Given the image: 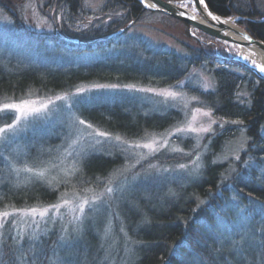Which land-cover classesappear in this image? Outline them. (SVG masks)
<instances>
[{
	"label": "trees",
	"instance_id": "1",
	"mask_svg": "<svg viewBox=\"0 0 264 264\" xmlns=\"http://www.w3.org/2000/svg\"><path fill=\"white\" fill-rule=\"evenodd\" d=\"M204 1L219 15L239 16L238 24L264 42V13L257 11L252 0ZM0 7L13 20L19 34L33 42L36 55H40L41 48L49 50L42 59L17 65L14 59L8 66L0 64V100L28 92H67L91 82L160 88L186 78L194 68L205 67L215 81V88L204 92L190 88V92L200 97L216 117L238 121L245 129L247 149L236 163L238 170L226 181L221 177L224 165L211 160L224 141L235 133L228 125L212 136L203 167L189 183H162L157 190L151 188L146 199L139 194L127 198L123 218L125 236L118 239L117 246L102 244L103 233L108 228L102 231L101 223L84 222L83 225L89 226L86 243L94 264H239L233 256L238 230L229 232L214 223L219 217H233L236 203L249 205L246 212L252 217L248 222L257 235L254 262L264 264V216L257 221L258 214L253 209L256 205L264 213V133L260 131L264 122V80L225 53L216 55L204 43L187 45V53L180 54L165 47L152 49L146 42L138 41L130 43L133 45L126 50L94 56V52L110 46L143 14L153 12L143 8L138 0H105L93 13L95 18L89 19L85 17L82 0H39L40 14L52 21L51 32L24 27L13 0H0ZM121 29L124 30L120 34H115ZM47 42L51 45L47 46ZM245 86L248 100L237 101L238 91ZM89 98V102L80 105L81 119L128 140L163 131L182 118L174 108L163 113L150 111L146 104L119 89L90 91ZM0 123H8L7 116H0ZM248 154L254 161L249 169L241 170L240 164ZM189 158L190 155L183 153L161 151L152 161L175 164ZM121 160L118 154L92 153L82 162V175L87 182L97 183L118 168ZM5 185L0 187V208L50 204L56 198L57 191L41 183L20 188L13 194ZM247 198L256 203H247ZM113 218L112 225L118 233L121 222L116 216ZM55 231L33 241L24 238L18 244L17 239H8L10 242L6 243L0 238V264H50L58 240ZM82 250L78 248L81 256Z\"/></svg>",
	"mask_w": 264,
	"mask_h": 264
},
{
	"label": "rangeland",
	"instance_id": "2",
	"mask_svg": "<svg viewBox=\"0 0 264 264\" xmlns=\"http://www.w3.org/2000/svg\"><path fill=\"white\" fill-rule=\"evenodd\" d=\"M105 0H82L86 18H95L93 13L99 10ZM175 1V0H173ZM183 1V5L192 8L191 0ZM246 2V0H240ZM251 1V0H247ZM254 7L264 13V0H252ZM15 10L27 29L51 32L52 21L39 12V0H13ZM83 27V26H81ZM13 20L0 7V64L6 66L10 60L27 63L36 58L42 59L49 50H42L36 55L34 44L27 37L19 34ZM187 25L163 13L147 12L135 21L123 34L105 49L93 53L94 56L116 53L126 50L133 44L146 42L147 47H165L180 54H186V46L204 43L216 54L225 53L227 57H235L237 46L205 38ZM51 45L47 42V46ZM135 47V46H134ZM53 55L52 53H50ZM8 66V65H7ZM5 68V67H4ZM190 88L210 91L215 88V81L205 67L194 68L189 75L165 87L143 86L138 84H103L97 82L77 85L67 92L37 94L28 92L17 98L0 100V116H7L8 123H0V128L13 125L17 113L14 109H3V104H21L26 102L29 114L15 121L12 128L0 133V187L5 185L8 190L30 188L34 184H44L57 191L55 200L50 204L26 205L17 207L8 205L0 208V214L8 212L7 218L0 216V238L6 243L8 239H17V244L24 238L32 241L43 237L50 231L58 234L57 245L51 255L50 264H94L89 256L90 246L86 243V231L89 226L84 222L101 223L102 244L106 247L117 246L118 239L125 236L124 213L126 199L137 194L145 199L149 197L151 188L158 189L162 183L186 184L199 175L203 167V157L207 153L212 136L221 133L227 125L235 129V133L227 138L219 152L212 158L213 163L224 165L222 181L233 176L237 169L236 163L240 155L247 149L245 129L238 121L218 118L200 97L190 92ZM83 89V91H79ZM122 90L139 102L146 104L150 111L163 113L174 108L180 111L181 120L175 125L154 133H148L138 139L116 141L111 135L94 125L79 123L80 105L90 101V91ZM175 93L166 96L162 93ZM98 93V92H97ZM59 98V99H58ZM236 100L246 102L248 91L246 86L238 91ZM35 109V111H31ZM207 113V115H204ZM91 125V128L88 127ZM190 128L197 129L191 131ZM182 129V131H177ZM200 129H208L200 131ZM264 133V122L260 128ZM103 132L107 136L96 133ZM152 144V148L142 145ZM136 145H141L137 147ZM183 153L190 155L186 161L175 164L157 163L152 158L159 152ZM92 153L118 154L122 157L118 168L104 178L90 183L82 175L81 165L85 157ZM262 170H264V156ZM251 155H246L241 162V170L249 169L253 163ZM111 189V191H109ZM11 194L8 196L10 197ZM233 200V197H230ZM59 209L52 205L63 204ZM85 204L84 211L78 205ZM247 203L256 202L247 198ZM249 203V204H250ZM233 217L226 215L215 220L216 226L229 232L238 230V241L234 247V260L239 264H255L256 232L253 233L252 214L246 212L249 205L237 204ZM252 207V206H251ZM254 205L258 214L257 221L264 216L263 210ZM37 209L36 214H29V209ZM47 208L48 212L41 216L39 212ZM121 222L118 233L114 229V218ZM109 225V226H108ZM258 230V228H257ZM126 242H124V245ZM21 246V245H20ZM62 247V248H61ZM82 247L83 255L78 254ZM1 252V251H0ZM63 253V255L61 254ZM60 261V263H59Z\"/></svg>",
	"mask_w": 264,
	"mask_h": 264
},
{
	"label": "water",
	"instance_id": "3",
	"mask_svg": "<svg viewBox=\"0 0 264 264\" xmlns=\"http://www.w3.org/2000/svg\"><path fill=\"white\" fill-rule=\"evenodd\" d=\"M143 8L147 10L157 11L170 16L178 21L185 23L190 30L200 32L217 41L226 42L235 46H255L264 55V42L260 39L254 38L243 27L238 24L239 16H222L213 12L203 2L206 12L202 10L200 0H191L192 8L183 5V1L179 0H138ZM145 2L149 4L155 3L156 7H148ZM211 13V15H209ZM219 19H213L212 17ZM124 29L118 30L115 34H120ZM247 36L250 39L245 40L243 37ZM232 61L238 62L247 67L255 76L264 80V73H262L254 65H249L235 57Z\"/></svg>",
	"mask_w": 264,
	"mask_h": 264
},
{
	"label": "snow or ice",
	"instance_id": "4",
	"mask_svg": "<svg viewBox=\"0 0 264 264\" xmlns=\"http://www.w3.org/2000/svg\"><path fill=\"white\" fill-rule=\"evenodd\" d=\"M143 2V0H142ZM201 4H203L204 0H200ZM148 7H153L155 8L156 7V4L155 3H152V4H149V5H146ZM209 15H211V13H209ZM213 19H219L218 17H212ZM245 40H249L250 38L247 37V36H244L243 37ZM245 59H247V57H245ZM254 64V66L256 68H258L262 73H264V66H261L260 64H257L255 61L252 62ZM79 91H83V89H80ZM163 95H166V96H174L175 93H171V92H164L162 93ZM59 99V98H58ZM3 109H14L15 112L17 113V115L15 116V120L13 122V125H8L7 128H12L15 124V121H18L20 120L22 117H26L28 114H29V111L26 110V102L25 103H21V104H9V103H5L3 104ZM31 111H35V109H32ZM204 115H207V113H204ZM79 123L81 125H83L85 122L83 120H80ZM89 128H91V125H88ZM7 128H0V133H3L7 130ZM189 130L191 131H197V129H194V128H190ZM208 129H200V131H207ZM177 131H182V129H178ZM97 135L99 136H107L106 133H103V132H97L96 133ZM116 141L118 142H121V137L117 136L115 137ZM137 147H140L141 145H136ZM143 147L145 148H149L151 149L152 148V144L151 143H148V144H144L142 145ZM109 191H111V189H109ZM67 203H69L68 201H63V204H56V205H52L51 207L52 208H56V209H59L60 207H62L63 205H66ZM88 201L85 200L83 203H81L80 205H78L79 207V210L81 212L84 211V207H85V204H87ZM29 214H36L37 212V209L33 208V209H29L28 210ZM48 212V209L45 208L43 210H41L39 212V214L41 216H44L46 213ZM10 215V213L8 212H3L2 214H0V216L4 217V218H7L8 216Z\"/></svg>",
	"mask_w": 264,
	"mask_h": 264
},
{
	"label": "bare ground",
	"instance_id": "5",
	"mask_svg": "<svg viewBox=\"0 0 264 264\" xmlns=\"http://www.w3.org/2000/svg\"><path fill=\"white\" fill-rule=\"evenodd\" d=\"M145 3H146L145 5H149L148 2H145ZM201 6H202V10L204 11V13H207L204 4H201ZM191 31H194V30H191ZM198 33L201 34L200 32ZM193 36L197 38L198 41H200L197 35H193ZM245 57H247V59H245ZM235 58L249 65H254L252 62L255 61L257 64L264 66V55L255 46H237V53L235 55Z\"/></svg>",
	"mask_w": 264,
	"mask_h": 264
},
{
	"label": "built area",
	"instance_id": "6",
	"mask_svg": "<svg viewBox=\"0 0 264 264\" xmlns=\"http://www.w3.org/2000/svg\"><path fill=\"white\" fill-rule=\"evenodd\" d=\"M192 32H193V31H192ZM192 32H191V33H192ZM192 34H193V33H192ZM193 35H194V34H193Z\"/></svg>",
	"mask_w": 264,
	"mask_h": 264
}]
</instances>
